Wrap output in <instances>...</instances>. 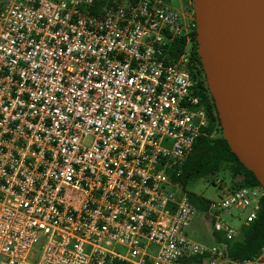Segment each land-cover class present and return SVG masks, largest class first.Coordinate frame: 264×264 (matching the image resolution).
Instances as JSON below:
<instances>
[{"label":"built area","instance_id":"1","mask_svg":"<svg viewBox=\"0 0 264 264\" xmlns=\"http://www.w3.org/2000/svg\"><path fill=\"white\" fill-rule=\"evenodd\" d=\"M96 2L0 12V264H264L229 258L238 231L219 213L254 221V187L209 203L220 241L187 235L195 208L174 179L209 121L196 24L164 0Z\"/></svg>","mask_w":264,"mask_h":264},{"label":"water","instance_id":"2","mask_svg":"<svg viewBox=\"0 0 264 264\" xmlns=\"http://www.w3.org/2000/svg\"><path fill=\"white\" fill-rule=\"evenodd\" d=\"M223 137L264 189V0H193Z\"/></svg>","mask_w":264,"mask_h":264},{"label":"trees","instance_id":"3","mask_svg":"<svg viewBox=\"0 0 264 264\" xmlns=\"http://www.w3.org/2000/svg\"><path fill=\"white\" fill-rule=\"evenodd\" d=\"M107 0H97L96 4L100 5ZM135 2L136 0H129ZM167 2L168 0H164ZM196 30V29H195ZM194 58L198 67H192V77L195 81L197 94L201 98V104L205 106L208 114V125L203 130V134L198 137L194 143L191 153L188 155L181 174L174 179L185 190L186 186L192 180L213 175L221 170L222 167H230L234 175H240L244 178L245 184L251 187H257L262 190L263 194L258 200V211L256 219L247 225H242V237L240 240H234L228 243V256L234 261H243L261 256L264 249V189L254 176L231 151L223 135L214 137L213 133L217 126L220 125L218 114L209 89L202 87L197 82L199 72L204 74L200 55L197 53L198 42L196 31L192 33ZM184 39L177 40L172 48L174 54H179L184 46ZM207 85V84H206ZM202 87V88H201ZM203 90V92H202ZM191 201L190 197L188 198ZM113 264H122L115 262Z\"/></svg>","mask_w":264,"mask_h":264},{"label":"rangeland","instance_id":"4","mask_svg":"<svg viewBox=\"0 0 264 264\" xmlns=\"http://www.w3.org/2000/svg\"><path fill=\"white\" fill-rule=\"evenodd\" d=\"M7 1L8 0H0V12ZM167 3L174 10L181 12L186 22L189 24H196L193 0H168ZM197 53H199L198 48ZM197 77V82H199L202 87H206V77L203 73L199 72ZM221 135H223L222 128L218 125L213 136L218 137ZM238 187H245L249 190L252 188L245 184L242 176L234 175L230 167H222L219 172L213 175L189 182L185 188V193L188 198L190 197V202L195 208V213L191 219L187 233L189 239L206 247L212 245V219L207 212L209 203L217 201L220 196H222L223 192L221 188H224V192L226 193L228 190H233ZM254 191H257L258 195L259 193H263L262 190L257 187ZM248 212L249 209L242 210L235 208H231L229 211H219L220 218L237 229V231L240 229V232H242L241 226ZM40 249L41 244L38 243L33 245L32 253L35 254L36 259H38L40 255Z\"/></svg>","mask_w":264,"mask_h":264},{"label":"crops","instance_id":"5","mask_svg":"<svg viewBox=\"0 0 264 264\" xmlns=\"http://www.w3.org/2000/svg\"><path fill=\"white\" fill-rule=\"evenodd\" d=\"M236 236H237V237H235V240H240V239H241V237H242V232H240V229L238 230ZM221 238H222L221 235H217V234H214V233L212 232V245H214L217 241H220ZM212 245H211V246H212ZM259 259L264 261V249H263L262 254H261V256L259 257Z\"/></svg>","mask_w":264,"mask_h":264}]
</instances>
